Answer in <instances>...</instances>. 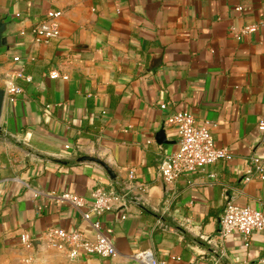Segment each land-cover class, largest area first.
Returning a JSON list of instances; mask_svg holds the SVG:
<instances>
[{
  "label": "crops",
  "instance_id": "crops-1",
  "mask_svg": "<svg viewBox=\"0 0 264 264\" xmlns=\"http://www.w3.org/2000/svg\"><path fill=\"white\" fill-rule=\"evenodd\" d=\"M50 11L62 12L61 35L36 42ZM0 14V88L21 89L0 119V264H138L145 250L164 264H263L264 230L248 245L239 233L222 240L219 220L229 201L264 213V179L244 180L252 156L264 167V26L234 32L264 20V0H0ZM181 110L211 124L229 157L166 184L159 164L179 133L165 122ZM131 171L147 186L133 187L141 203L102 218L117 256L46 247L49 227L92 236V192L126 191ZM64 192L86 199L82 211L53 197Z\"/></svg>",
  "mask_w": 264,
  "mask_h": 264
},
{
  "label": "built area",
  "instance_id": "built-area-1",
  "mask_svg": "<svg viewBox=\"0 0 264 264\" xmlns=\"http://www.w3.org/2000/svg\"><path fill=\"white\" fill-rule=\"evenodd\" d=\"M61 11L48 12L45 19L39 21L32 29L35 41L49 44L61 35L59 18ZM264 26V20L260 23L246 25L234 31L236 37L240 39L249 32L257 31ZM15 61L21 62L19 57ZM51 78H58L57 71L50 72ZM17 76H22L19 71ZM21 92V89L13 82L9 81L5 88V97L14 100V97ZM167 104H161L165 109ZM166 124L174 126L179 133L178 149L164 158L159 164L160 174L166 184H171L182 174L193 173L199 169L213 164L219 160L229 157L228 149L216 144L211 124L199 125L195 116L188 110H181L170 113L166 118ZM258 130L264 134V117L258 123ZM69 148V146H67ZM255 177L264 179V167L258 156L251 157L249 165L246 167L244 180L250 181ZM135 173L129 174V182L125 183L126 191H119L113 186L110 189L99 187L92 192L90 207L87 211H82L86 204V199L74 193L64 192L53 195L58 201L68 202L78 210L82 211L84 219L93 228V235H88L79 230H68L63 227H49L41 234L47 248L55 249L63 253L70 259H77L81 254L95 255L102 258H112L117 256L118 250L112 236L113 229L110 226H103L102 218L110 212L122 213V219L126 218V210L129 203H141V195L134 193L133 187L141 192L147 190L143 183L135 181ZM135 184V185H133ZM46 195L44 192H38ZM219 237L225 240L233 233L244 236L246 244L254 232L264 230V213L248 205H239L234 201H229L219 220ZM21 241L27 244L31 241L29 233L21 234ZM221 254H224L223 251ZM138 264H164L154 254L152 250L137 252L133 256ZM264 264V258L262 259Z\"/></svg>",
  "mask_w": 264,
  "mask_h": 264
},
{
  "label": "water",
  "instance_id": "water-1",
  "mask_svg": "<svg viewBox=\"0 0 264 264\" xmlns=\"http://www.w3.org/2000/svg\"><path fill=\"white\" fill-rule=\"evenodd\" d=\"M8 25L9 24H8L7 18L0 14V50L7 47L8 45L7 37H6V33L8 31ZM4 103H5V89L0 88V119L2 116ZM0 132H1V127H0ZM86 159L93 160V161L103 164V166H105V168L111 172L109 167L104 162L99 160L98 158L87 157Z\"/></svg>",
  "mask_w": 264,
  "mask_h": 264
}]
</instances>
